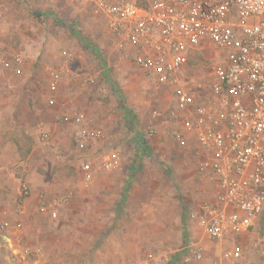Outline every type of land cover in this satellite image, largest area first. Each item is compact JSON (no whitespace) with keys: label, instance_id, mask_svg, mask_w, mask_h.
Wrapping results in <instances>:
<instances>
[{"label":"rangeland","instance_id":"rangeland-1","mask_svg":"<svg viewBox=\"0 0 264 264\" xmlns=\"http://www.w3.org/2000/svg\"><path fill=\"white\" fill-rule=\"evenodd\" d=\"M118 43L91 0H0V171L5 180L12 173L17 194L0 210L23 214L20 184L39 189L40 207L51 205L49 222H61L49 224V264H216L230 244L212 243L199 217L214 181L199 170L194 142H177L172 88ZM19 52L26 63L17 75L1 61ZM200 52L182 70L197 99L224 60L212 43ZM84 129L97 136L86 138ZM137 132L145 139L141 154ZM7 214L0 212V222ZM243 234L236 245L249 252L246 264H264V210Z\"/></svg>","mask_w":264,"mask_h":264},{"label":"built area","instance_id":"built-area-1","mask_svg":"<svg viewBox=\"0 0 264 264\" xmlns=\"http://www.w3.org/2000/svg\"><path fill=\"white\" fill-rule=\"evenodd\" d=\"M91 1L119 46L132 48L133 63L172 88L177 142L183 148L194 139L199 170H208L215 185L200 206V224L212 243L230 244L216 264H233L242 254L237 237L264 210V0ZM211 43L224 60L212 67L206 97L197 99L182 70L192 53ZM13 62L19 65L20 56ZM82 118L74 114L75 121ZM84 168L87 174L89 165ZM29 191L20 184L21 197Z\"/></svg>","mask_w":264,"mask_h":264},{"label":"crops","instance_id":"crops-1","mask_svg":"<svg viewBox=\"0 0 264 264\" xmlns=\"http://www.w3.org/2000/svg\"><path fill=\"white\" fill-rule=\"evenodd\" d=\"M15 54L16 53H12L10 54V56H5L1 62H3V64L7 63L6 66H9V69L14 74L19 75L23 71V66L26 63V58L20 52L17 53V55L20 56L21 58V63L19 65H16L13 62V56ZM10 61L11 64L9 65ZM15 67L19 69L18 72L15 71ZM51 85L52 87H54L53 84ZM190 141L194 142L195 146H197L194 139H189L187 146L189 145ZM112 163L113 162H111V164ZM4 172H5L4 169L0 171V177H2V173ZM9 175L10 177H8V179L5 180L2 177V180H0V207L6 205L12 207V205L16 202L15 200L17 197V194L15 193L16 185L12 183L13 181L11 178L12 177L11 172H9ZM28 186L31 191L30 196L24 198L18 197V203L16 205L17 208H19V206L23 207L24 210L23 214H16L15 212H12L11 214H7L8 209L6 207L0 210V212L2 213V217L3 215L7 214L6 217L7 220L3 221V223L6 222L7 225L3 227L2 226L3 223L0 222V247L3 245V250L1 251L2 253L0 252V259L1 258L6 259V260L3 259L4 262H2L1 264H4L8 260L7 258L10 259V257H11L10 259L11 261L9 262V264H49L48 260L46 261L43 259V258L46 259L47 256L49 258V224L56 225V223H61V222H49V207H51V205H49L48 202L47 207L41 206L42 207L41 208L39 201L43 202L42 201L43 199L40 198V196L42 195L41 193L40 194L38 193L40 192L39 189L33 187V184L31 185L28 184ZM70 191H71L70 193H72V190ZM83 207H84L83 209L84 210L83 215H84L86 207L84 205ZM115 207H116V202L113 200L110 203L109 209L112 208L115 209ZM70 208L71 205L67 207V209ZM52 210L56 212V210L54 209ZM96 213L98 212L96 211ZM102 215H106V212L105 214L102 213ZM15 219L17 221L20 220L21 222H13ZM146 226L147 227L149 226L148 222H144L143 225H140L141 229L143 230L141 233H147ZM254 226H255V222L253 223L250 229H252ZM236 243H237V239H236ZM26 246H30L32 248V252L27 255L24 254V247ZM249 255H250L249 252L241 254L240 258L236 259V261H234L233 264H246Z\"/></svg>","mask_w":264,"mask_h":264},{"label":"trees","instance_id":"trees-1","mask_svg":"<svg viewBox=\"0 0 264 264\" xmlns=\"http://www.w3.org/2000/svg\"><path fill=\"white\" fill-rule=\"evenodd\" d=\"M66 23L70 26L72 24V22L70 20L66 21ZM73 26V24H72ZM75 34L79 37H81L80 33L77 31H75ZM97 49H95L96 51ZM201 52L200 51H195L194 53H192L190 56H189V60H188V64H191L193 63L192 59L195 57V56H198L200 57V54ZM102 64L103 66L105 67V63L104 61H102ZM113 86H115V83L113 82L112 83ZM115 89H116V86H115ZM118 91V90H116ZM124 118H125V122L127 123L128 126H133L134 125V120L133 118L131 117L130 113L128 112V110L125 108L124 109ZM135 144H136V147H137V150L139 152V154L141 153H144L145 149H146V145H145V139L141 136V134L139 132H137V136H136V139H135Z\"/></svg>","mask_w":264,"mask_h":264}]
</instances>
